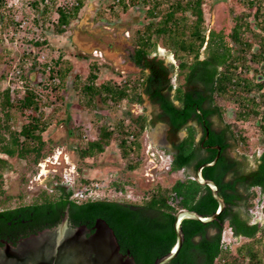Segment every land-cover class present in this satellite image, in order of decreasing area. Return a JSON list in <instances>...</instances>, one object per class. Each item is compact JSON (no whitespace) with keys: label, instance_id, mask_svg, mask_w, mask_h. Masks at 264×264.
<instances>
[{"label":"trees","instance_id":"obj_1","mask_svg":"<svg viewBox=\"0 0 264 264\" xmlns=\"http://www.w3.org/2000/svg\"><path fill=\"white\" fill-rule=\"evenodd\" d=\"M113 1L117 4H110V7L118 5L123 11L139 5L138 0ZM140 1L144 4L142 7L146 8L142 15L146 20L143 30L139 29L142 32L137 39L138 47L132 54L133 63L140 69L139 77L134 82L124 80L121 85L111 80L97 84L94 82L96 75L89 74V83L83 87L86 105L95 106L92 105L94 97L113 107L124 98L141 103V94H146L160 109L154 120L168 123L173 135L182 128L186 130L182 139L174 138L172 149H163L171 157L168 173L182 168L195 172L201 164L211 162L218 153L215 164L202 168L201 174L203 178L215 182L217 194L223 199L225 207L208 223L183 218L180 223L184 237L182 246L176 257L167 264H264V224L249 222L250 211L255 207V189L260 192L264 190V148L258 155L252 153L256 167L246 170L244 165L248 162L250 145L242 127L235 122H227L224 127L215 130L210 120L213 115L221 120L225 114L226 108L220 106L219 99L228 100L229 103L232 100V105L237 104L234 109L236 119L243 121L249 118V113H255L260 119L256 127L264 135V109L261 103L264 102V82L256 85L258 92L255 95L258 99L247 97L250 82L246 77L240 79L241 76L233 71L237 68L234 61L243 63V51L248 50L251 60L259 59L263 63V68H253L259 76L263 75L258 72L264 69V35H259L258 52L254 51L256 49L251 52L250 42L241 36L244 31L242 16L234 17L233 25L226 31L214 28L206 31L202 0ZM240 1L246 2L256 21L254 25L264 33V0ZM76 2L73 8L67 5L56 8L58 17L55 27L58 33L65 31L83 0ZM38 4L35 0L32 2L35 8H38ZM245 26L249 28L248 24ZM227 38L240 45L236 49L240 52L236 57L231 54L232 48L227 45ZM157 40L173 49L171 53L178 62L176 80L180 82L175 87L168 77V72L174 66H164L161 59L149 56L155 50ZM43 41L31 40L39 47L44 44ZM201 53L203 58H200ZM67 70V67L64 73L59 69L51 70L52 76L58 75L62 80ZM235 96L238 100L232 98ZM40 101V97L28 88L22 96L16 94L13 97L8 89L0 91V112L3 114L0 117V182L2 171L9 166L7 157L23 159L32 154L33 162L42 157V135L49 128L50 120L47 118H53L55 111L43 119ZM259 103L262 107L260 110ZM47 105L49 102L44 104ZM18 116H26L27 122L14 130L12 124ZM189 121L203 123V135L198 142L195 137L197 130L195 126L188 125ZM132 122L125 126L120 122L115 131L100 126L96 137L88 140L81 149V157H94L102 153L115 134L122 156L128 160L126 168L136 172L142 164V147L138 136L146 129V116H138ZM201 142L205 146H201ZM236 143H241L244 150L240 153L242 160L230 156L227 151ZM216 145L219 149L212 147ZM53 178L61 180L57 175ZM93 181L92 178L81 177L78 184L73 183L69 187L56 184L50 192L41 190L28 202L18 196L12 207L4 206L10 200L9 196L0 198V247L16 245L44 229H55L64 218L70 227L85 226L90 229L85 234L88 236L93 232L96 220L103 219L113 230L120 252L132 256L135 264H153L175 243L173 221L177 210L185 208L209 216L218 207L209 186L189 176L176 179L169 187L158 185L138 201L107 197L72 200L71 194L78 187L86 186L89 187L87 191H92L93 186L90 185L96 183ZM127 184L134 186V181L128 180ZM112 186L120 192L126 191L124 184L112 183ZM175 198L177 203L172 206L170 201ZM225 224L230 227L236 241L243 239L234 247V252L232 248L227 252L219 248L220 234Z\"/></svg>","mask_w":264,"mask_h":264},{"label":"rangeland","instance_id":"obj_2","mask_svg":"<svg viewBox=\"0 0 264 264\" xmlns=\"http://www.w3.org/2000/svg\"><path fill=\"white\" fill-rule=\"evenodd\" d=\"M33 1L0 2V91L8 89L13 97L16 94L22 96L27 88L31 89L41 99L42 118H46L54 111L55 114L53 118H47L50 122L49 128L42 135L44 139L42 157L36 162L32 161V154L23 159L7 157L9 166L2 171L0 198L9 196L10 200L4 206H14L18 196H22L23 201L28 202L41 190L50 192L56 184L66 187L73 183L78 184L81 177L92 178L93 182L98 184L93 191L94 196L98 198L119 200L128 198L130 201L141 200L158 185L169 187L178 178L191 177L193 173L191 169L168 173L167 157L170 156H163L160 147H163L164 140L167 143L166 137L172 138L173 134L164 121L155 120L152 123L159 112V107L146 94H141V103L124 98L113 107L94 97L92 105L95 106L86 105L87 97L83 87L89 83V74L96 75L94 82L97 84L111 80L121 85L124 80L131 79L129 82H134V79L139 77L140 69L133 63L132 54L138 47L137 39L146 20V17L142 16L143 9H146L142 7L144 4L138 0L139 5L123 11L121 6L110 7V0H83L80 9L65 27V31L58 33L55 27L58 17L56 8L63 5L73 8L77 0H35L39 3L38 8L32 5ZM239 1L202 0L206 31L212 28L226 31L233 25L234 17L242 16L244 25L242 39L250 42L251 52L254 49L258 52L259 35L263 36L264 33L254 25L256 21L251 16L246 2ZM246 13L249 15H244ZM247 24L249 28H246ZM31 40H44V44L39 47ZM227 45L232 48L233 57L240 53L236 50L240 48L238 43L228 39ZM171 49L157 40L155 50L149 56L161 59L164 66L170 64L174 66L168 72V77L175 87L180 80L179 82L176 80L178 62L173 57ZM243 53L245 56L243 63L234 61L237 68L233 71L241 76L240 79L246 77L250 82L246 96L258 99L255 95L258 92L256 85L264 82V69L258 72L263 73L262 76L254 69L263 68L261 67L263 63L259 59L251 60L250 51L245 50ZM200 58H203V53ZM66 67L68 70L62 80L58 75L52 76L51 70L59 69L61 70L59 72L64 73ZM173 92L174 90L171 91ZM46 102H49V105L43 107ZM218 102L226 111L221 120L216 115L211 116L212 125L220 128L227 122L233 124L235 122L238 127L241 126L250 145L247 151L248 162H245L244 167L246 170L255 168L252 153L258 155L264 148L263 132L256 127L257 120H260L259 116L249 113V118L238 121L234 115L237 104L232 105V100L231 104L223 99H219ZM261 103L264 109V102ZM261 103L258 110L262 108ZM142 115L146 116L147 125L138 136L143 156L142 164L136 172L126 168L128 160L122 156L115 134L102 153L94 157H81V149L86 146L88 140L96 137L100 126L115 131L118 124L131 125L133 120ZM2 116L0 112V117ZM26 122V116H18L12 128L18 130ZM176 134L178 139H182L186 130L182 128ZM198 136L199 134L196 138ZM240 145L241 143L232 144L228 151L230 156L238 160H242L240 153L244 152ZM2 156L6 158L5 155ZM55 175L60 176L61 180L54 179ZM128 180H133L134 186L127 184ZM112 183L124 184L126 191L115 190ZM255 190V210L249 222L258 221L259 225H262L264 208L262 211L260 207L264 203V190L263 192L257 188ZM257 200H260L258 204ZM227 227L226 224L223 226L224 229ZM240 240L235 241L232 252L243 239Z\"/></svg>","mask_w":264,"mask_h":264},{"label":"water","instance_id":"obj_3","mask_svg":"<svg viewBox=\"0 0 264 264\" xmlns=\"http://www.w3.org/2000/svg\"><path fill=\"white\" fill-rule=\"evenodd\" d=\"M212 147L219 149L217 145ZM217 158L218 153L211 162L201 164L195 171V180L209 186L217 201L216 211L203 216L185 208L177 210L173 221L175 243L166 254L156 258L153 264H167L178 254L184 239L180 227L183 218L208 223L224 209L225 203L217 194V185L201 174L202 168L214 165ZM89 231L85 226H68L64 218L55 229H44L22 239L16 245L5 244L0 247V264H135L132 256L120 252L113 230L103 219H97L93 232L85 236Z\"/></svg>","mask_w":264,"mask_h":264},{"label":"built area","instance_id":"obj_4","mask_svg":"<svg viewBox=\"0 0 264 264\" xmlns=\"http://www.w3.org/2000/svg\"><path fill=\"white\" fill-rule=\"evenodd\" d=\"M94 187H98V184H96V183L93 184L92 191H87L89 189V187L83 186L82 188L77 190L75 193H73V195L71 197L74 198V199H77V198L78 199H83V198L91 197L93 195V191L95 190ZM256 202L258 204L260 202V200H259V202H258V200ZM176 203H177V198L172 199V201H170V204L172 206H175ZM263 208H264V203H263V205H261L260 209L263 211ZM254 210H255V207H254L253 210L250 211L251 216L254 215V212H253ZM254 222H257L259 224L258 221H252L250 223H254ZM235 241H236V239L233 237V234H232V231H231L230 227H227V229L223 228V230L221 231L220 240H219V248H220V250L223 251V252L229 251L232 248L233 244H235ZM222 261H224V259H222Z\"/></svg>","mask_w":264,"mask_h":264},{"label":"flooded vegetation","instance_id":"obj_5","mask_svg":"<svg viewBox=\"0 0 264 264\" xmlns=\"http://www.w3.org/2000/svg\"><path fill=\"white\" fill-rule=\"evenodd\" d=\"M184 88H185V86H184ZM159 112H160V109H159ZM155 119V118H154ZM155 121V120H154ZM154 121H152V123L154 122ZM157 121V120H156ZM165 122V121H164ZM166 123V122H165ZM191 123V124H190ZM166 125L169 127V131L172 133V131H171V129H170V126H169V124L168 123H166ZM188 125H193V126H195V128H196V130H197V134H199V136H198V138H196V141L198 142L199 141V139H201V137H202V133H203V123L201 122V124H199V123H196V121H189L188 122ZM212 128L213 129H220V128H218V127H215V126H213L212 125ZM209 130V129H208ZM168 131V132H169ZM171 136H172V134H171ZM175 134L173 135V137L171 138V139H169L168 138V136L166 137V142L167 143H165V140H164V145H163V149H172V143L175 141ZM208 136V134H207V132H206V136L205 137H207ZM163 137H161V139H162ZM202 145H204V143H202L201 142V146ZM205 146V145H204ZM227 151H229V149L227 150ZM229 153V152H228ZM200 154H201V151H200ZM230 155V154H229Z\"/></svg>","mask_w":264,"mask_h":264},{"label":"clouds","instance_id":"obj_6","mask_svg":"<svg viewBox=\"0 0 264 264\" xmlns=\"http://www.w3.org/2000/svg\"><path fill=\"white\" fill-rule=\"evenodd\" d=\"M110 3L111 4H115L116 2L115 1H113V0H110ZM76 4H77V2H75V6H76ZM117 4V3H116ZM118 6V5H117ZM81 7V6H80ZM78 9H80V8H78ZM231 27V26H230ZM171 84H172V82H170ZM173 85V84H172ZM44 107H46V106H44ZM40 109H41V107H40ZM180 131V130H179ZM160 149H162L163 150V147H160ZM152 155H154V153H152V152H150ZM165 154V155H164ZM169 154H167V153H164V150H163V156H168ZM167 159H168V165H167V167H169V162H170V157H167ZM72 166H73V164H72ZM73 168H75L74 166H73ZM165 170H166V168H165ZM180 170H183V171H186V170H190V169H185V168H182V169H180ZM179 171V170H178ZM194 173V174H193ZM192 174V176H191V178H195V172H193ZM66 187V186H65ZM80 188H77L76 189V191L77 190H79ZM96 189V188H95ZM75 191V192H76ZM75 192H73V193H75ZM73 193L71 194V196L73 195ZM91 197H93V198H98V197H96V196H94V194L91 196ZM72 198V197H71ZM72 200H75V201H79L80 199H74V198H72ZM223 230V229H222Z\"/></svg>","mask_w":264,"mask_h":264},{"label":"crops","instance_id":"obj_7","mask_svg":"<svg viewBox=\"0 0 264 264\" xmlns=\"http://www.w3.org/2000/svg\"><path fill=\"white\" fill-rule=\"evenodd\" d=\"M175 135H176V136H175V139H176L178 134H175ZM185 135H186V134H185ZM196 135H197V134H196ZM195 137H196V136H195ZM197 138H198V137H197ZM169 139H171V137H169ZM171 140H172V139H171Z\"/></svg>","mask_w":264,"mask_h":264}]
</instances>
